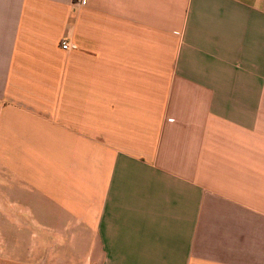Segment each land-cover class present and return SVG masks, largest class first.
I'll list each match as a JSON object with an SVG mask.
<instances>
[{
	"label": "crops",
	"instance_id": "crops-1",
	"mask_svg": "<svg viewBox=\"0 0 264 264\" xmlns=\"http://www.w3.org/2000/svg\"><path fill=\"white\" fill-rule=\"evenodd\" d=\"M0 260L264 264V0H0Z\"/></svg>",
	"mask_w": 264,
	"mask_h": 264
},
{
	"label": "built area",
	"instance_id": "built-area-1",
	"mask_svg": "<svg viewBox=\"0 0 264 264\" xmlns=\"http://www.w3.org/2000/svg\"><path fill=\"white\" fill-rule=\"evenodd\" d=\"M61 48L63 49V50H66V49H69V48H72V45H70L68 42H66V41H62L61 42Z\"/></svg>",
	"mask_w": 264,
	"mask_h": 264
},
{
	"label": "rangeland",
	"instance_id": "rangeland-1",
	"mask_svg": "<svg viewBox=\"0 0 264 264\" xmlns=\"http://www.w3.org/2000/svg\"><path fill=\"white\" fill-rule=\"evenodd\" d=\"M59 255H60V254H59ZM0 264H12V263H11L10 261H9V262H8V261H5V262H4V261H1V260H0Z\"/></svg>",
	"mask_w": 264,
	"mask_h": 264
}]
</instances>
